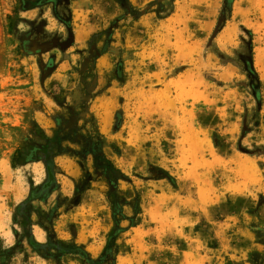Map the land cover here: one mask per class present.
Here are the masks:
<instances>
[{"label":"rangeland","instance_id":"obj_1","mask_svg":"<svg viewBox=\"0 0 264 264\" xmlns=\"http://www.w3.org/2000/svg\"><path fill=\"white\" fill-rule=\"evenodd\" d=\"M37 127L71 151L21 227L45 174L15 155ZM102 154L128 180L95 170ZM38 224L92 259L110 246L99 264H264V0H0V264H91L33 252Z\"/></svg>","mask_w":264,"mask_h":264},{"label":"trees","instance_id":"obj_2","mask_svg":"<svg viewBox=\"0 0 264 264\" xmlns=\"http://www.w3.org/2000/svg\"><path fill=\"white\" fill-rule=\"evenodd\" d=\"M247 46L249 48L250 56L248 59L243 60V69L247 77H249L251 81L256 82L258 85V75L252 64V40L247 43ZM250 87L253 89V96L256 102L259 103L260 94L258 87L256 88L252 84H250ZM37 128V131L30 132V134L33 136V140L31 139L32 143H25L23 149L21 148L15 155V160H18L20 165H26L30 162H41L43 164L45 174V177L41 183L34 185L32 182H30V188L27 198L24 201L20 202L16 207V214L19 218L15 221V223H17L21 227H24L25 223H29L31 220V212L28 210L25 211V208L27 206H29V208L32 207V202L34 201L45 202L53 192L58 190L59 185L56 179L58 168L55 163V157L71 151L70 149H66L65 147H63L60 134L49 137L41 129H39V127ZM94 168L95 170L100 171L102 176H104L113 184H117L119 180H128L127 176L103 154L99 156V163H97V161L95 162ZM165 177L169 180H172L171 176L169 175ZM86 188L87 185H85L80 190L78 188V185L75 184V195L81 194ZM120 205L121 203H118L116 200L113 203L114 209L112 213V220L116 233H119L121 231V228L119 227V222L116 219L114 211L119 209ZM121 219H124L122 215ZM38 226L42 228L46 233V240L44 242L36 241L30 231H24L23 237L31 250L42 256L43 258H53L55 257V255L76 254L84 259L87 263L99 264L112 255V248L110 246H107L103 254L105 255L104 259L103 256H100L97 259H92L82 245L67 244L60 239H56L50 229L44 227L42 224H38Z\"/></svg>","mask_w":264,"mask_h":264},{"label":"bare ground","instance_id":"obj_3","mask_svg":"<svg viewBox=\"0 0 264 264\" xmlns=\"http://www.w3.org/2000/svg\"><path fill=\"white\" fill-rule=\"evenodd\" d=\"M83 32L81 31V30H78L77 31V34H76V41H80L82 38H83ZM107 64V62H106V59L105 58H101L100 59V61H99V66L100 67H103V66H105ZM106 113V112H105ZM40 117V116H39ZM41 118V117H40ZM40 121H42V120H40ZM44 122V121H43ZM48 125V124H47ZM44 126H45V124H44ZM5 175V179L6 180H8V179H10V176L11 175H9L7 172H5L4 173ZM12 178V177H11ZM9 182V181H8ZM13 193H14V199H16L17 201L18 200H21L22 198H23V195H24V190L18 185V186H16V187H14V190H13ZM35 236H36V238H37V240H39V241H41V240H43V232H42V230L41 229H37L36 231H35Z\"/></svg>","mask_w":264,"mask_h":264},{"label":"crops","instance_id":"obj_4","mask_svg":"<svg viewBox=\"0 0 264 264\" xmlns=\"http://www.w3.org/2000/svg\"><path fill=\"white\" fill-rule=\"evenodd\" d=\"M101 57V56H100ZM99 57V58H100ZM99 58H97V68L98 67H100L99 66V61H100V59L101 58H105L104 56L103 57H101L100 59ZM99 59V60H98ZM106 59V58H105ZM106 62H107V59H106ZM160 180H163V189H165L166 190V192H170V193H172V191L173 190H176V187H174V184L172 185V182H171V180H169V179H167L166 177H164V178H162V179H160ZM165 192V193H166ZM164 226H166V227H170L171 225H169V223L166 221V222H164L163 221V230H166V228L164 227ZM39 227V226H38ZM40 228V227H39ZM38 228V229H39ZM41 230H43L42 228H40ZM37 230V229H36ZM44 241L46 240V233L44 232ZM32 236H33V238L36 240V241H38V242H41V241H39V240H37L35 237H34V234H33V232H32ZM44 241H42V242H44Z\"/></svg>","mask_w":264,"mask_h":264},{"label":"water","instance_id":"obj_5","mask_svg":"<svg viewBox=\"0 0 264 264\" xmlns=\"http://www.w3.org/2000/svg\"><path fill=\"white\" fill-rule=\"evenodd\" d=\"M59 47L60 49H63L65 46L62 45V44H57L55 42H50V43H47V44H44V45H41V46H38V47H35L33 48V51L34 52H41V51H45L51 47Z\"/></svg>","mask_w":264,"mask_h":264}]
</instances>
